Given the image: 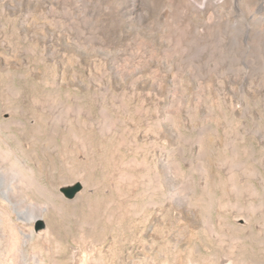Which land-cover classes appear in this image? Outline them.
<instances>
[{
	"label": "rangeland",
	"instance_id": "obj_1",
	"mask_svg": "<svg viewBox=\"0 0 264 264\" xmlns=\"http://www.w3.org/2000/svg\"><path fill=\"white\" fill-rule=\"evenodd\" d=\"M263 5L260 7L264 8ZM0 14V137L7 139V144L14 152V157L35 169L41 184L53 187L52 192L57 196L56 198L51 196L39 199L27 198L25 205H21L23 210L30 208L38 215L43 209H47L44 222L38 219L29 222L26 217L16 216L2 203L0 198V264H21L18 250L30 258L31 255H39L47 251L51 253L56 249L61 252L63 261L73 254L78 264L84 257H88L90 261L101 259L103 264H113V262L116 264L120 259L110 256L112 250L115 252L139 251L138 240L142 238L146 240V229H148L143 223L144 218L152 213L156 217L166 215V213L170 215L166 222L172 229L162 234L161 239L164 237L162 240L167 239L174 244L173 242L183 239L185 233L183 229L191 227L184 216L185 206L162 202L158 191L151 193L152 195L145 192L147 191L144 188L146 166H154L156 171L163 170L167 175L169 173L172 177H170L172 182L169 192L176 200H185V192L187 193L188 189L194 185L193 181L185 183V170L188 169L192 170L194 181H199L201 186L208 188L205 197L199 196L203 197L202 200L199 198L203 202H207L210 196L215 202L219 201L223 204L227 201L230 203L237 201L243 208L251 202L257 203L259 199H264L262 192L257 197H251L241 190L245 186L250 188L253 185L258 188V179H253L249 175L257 169L264 179V167L261 168L252 161L256 158L259 162L261 160V164L264 163V150H260L251 139L255 136V132L264 134V117L260 118L264 109L261 105L235 106L227 98L228 104L225 102L222 105L217 98L216 91L208 88L209 84L196 86L189 81L185 83V78H182L183 81L180 79L179 85L174 86L165 80V76H160V78L157 76V79L150 84L153 88L139 89L135 93L122 84V76L116 77L115 75L108 76L111 82L115 81L111 85L112 88L63 85L55 89L48 84L51 80L50 73L46 74L45 78L49 80L44 79L43 85L39 82L38 74L40 68L43 69L44 66L37 55L27 57L24 54L25 43L18 36L20 22L18 17H10L4 10L0 11ZM74 68V73L67 74L64 80L68 81L78 76L77 79L81 77L80 80L83 83H88L86 81L87 72L83 69V65ZM26 71L27 73H24ZM78 71L81 72L78 73ZM96 77L97 79L102 78L101 73L96 71L93 78ZM95 88L98 90L96 91ZM208 89L211 91L207 92ZM149 90L155 91L151 93ZM142 92L146 93V96ZM194 94L196 97H192ZM185 95L190 97H185ZM201 95L203 98H200ZM67 98L68 101L64 103ZM157 99L164 100L157 102ZM12 119L18 120L22 125L17 128L12 125L6 127L5 125L12 122ZM51 134H54L53 139L55 138L56 141V152L44 148ZM242 136L244 142L239 138ZM233 139L237 142L238 149L251 147L253 159L243 156V153L232 156L228 149ZM197 171L200 174H197ZM76 182L82 185V190L77 196L83 197L79 201L77 196L72 200L64 199L59 189ZM232 184L236 189L238 188L235 193L230 191ZM158 185L161 189L165 187L162 181H159ZM196 192L199 194V189ZM149 202L155 204L154 208H148ZM218 208L216 206L208 210L209 212L205 211L212 214L214 221L220 217L230 225L242 224V220L235 219V215L246 216L247 213V210H239L236 214H232L227 208L221 212L220 208V214ZM225 211L227 213H224ZM174 219L177 220L174 221ZM39 223H42L43 227H40ZM47 229L52 230L53 239L45 241L40 246L22 244L17 239V236H22L23 233H43ZM178 229L180 231L182 229V232L178 233ZM183 242L181 241L178 246L182 254L185 252ZM97 251L105 255L98 258L101 255L99 256ZM184 259L185 253L183 254Z\"/></svg>",
	"mask_w": 264,
	"mask_h": 264
},
{
	"label": "bare ground",
	"instance_id": "obj_2",
	"mask_svg": "<svg viewBox=\"0 0 264 264\" xmlns=\"http://www.w3.org/2000/svg\"><path fill=\"white\" fill-rule=\"evenodd\" d=\"M262 4H264V0H0V11H6L12 18L18 17L20 22L18 25L19 35H17L25 43L24 54L27 57L37 55L41 58V63L44 66L43 69L40 68L39 74L37 73L39 82L43 85L44 79L49 80L45 78L46 74L50 73L51 80L48 84L55 89L63 85L109 88L115 81L111 82L108 76L115 75L116 77L122 76V84L129 88V91L135 93L139 89L151 87L150 84L157 79V76L159 78L165 76V80L174 86L180 82V79L185 78V83L189 81L196 86L209 84L208 88L216 91L217 98L222 105L225 104L227 98L235 106L258 104L264 109V8L260 7ZM81 65L87 72L86 81L88 83H83L80 80L81 77L77 79L78 76L70 78L68 81L64 80L67 74L74 73V67ZM11 67L13 66L11 65ZM79 69L81 68L79 67ZM96 71L101 73L102 78H93ZM65 81L67 82L65 83ZM182 89L185 90V88ZM186 89L188 90V88ZM171 90L173 91V89ZM85 91L87 92L86 89ZM154 91L152 90V92ZM171 92L169 93L171 94ZM162 93L159 94L162 95ZM177 95H179L178 91ZM188 96L185 95V97ZM202 96L199 97L203 98ZM68 98L64 103L68 101ZM173 102L175 103L174 99ZM54 103L52 104L57 105ZM194 103L198 104L196 101ZM52 104L51 106H53ZM262 117H264V110L260 114V118ZM10 125L17 128L22 124L18 120H13L5 126ZM254 135L251 138L252 142L256 143L260 150H264V134L255 132ZM53 136L54 134L50 135L49 141L44 146L51 152L56 149V141ZM239 138L244 142L243 136ZM7 142L6 138L0 137V198L2 203L10 208L13 214L18 217H26L29 222L37 219L44 222L47 209H43L42 213L38 215L34 213L33 209L23 210L21 205H25L27 198L39 199L47 196L56 198L57 196L52 192L53 187L41 184L36 170L14 157V152L9 149ZM230 143L228 150L232 156L243 153V156L253 159L251 147L238 149L235 139ZM252 161L253 164H258L261 168L264 167L262 165L264 163H260L261 160L259 162L255 158ZM146 167V185L143 184L147 189L145 192L151 194L158 191L161 194L162 202L185 206L184 216L191 227L183 229L185 230L183 239H176L177 241L172 244L167 239L162 240L164 237L161 239L164 232L168 233L169 229H172L166 222L170 216L169 213L156 217L152 212L150 215L147 210L150 216L142 217L144 225L148 227L146 240L142 238L143 235L142 239H137L140 245L139 251L115 252L112 250L110 256L120 259L116 264H264V199H259L257 203L251 202L243 208L237 201L234 203L227 201L223 204L219 201L215 202L210 196H208L207 202H203L201 201L203 197L199 196L207 195L208 188L204 185L201 186L199 181H194L193 172L188 169L185 170V183L193 181L194 185L188 189L187 193L185 192V200L177 199V201L169 192L172 182L169 173L167 175L163 170H158V172L154 166ZM257 171L258 169L252 174H248L253 179H258L260 191L255 185H249L250 188L245 186L241 189L251 197H257L260 192L264 193V179ZM197 174L200 172L197 171ZM159 181H162L165 190L159 187ZM231 187V193L237 192L238 188L236 189L233 184ZM197 189H199V194L196 192ZM82 197L81 195L77 196V200L79 201ZM154 206L153 202L148 203V208H154ZM216 206L219 207L217 209L219 213L220 208L221 212L227 208L228 212L232 214H236L239 210H247L246 216L235 215V219H241L243 223L230 225L225 219L218 216L214 221L212 214L205 210H211ZM226 211L224 213H227ZM159 221L163 223L160 224ZM177 232H182V229ZM51 238L52 230L50 229L43 233L29 232L17 236L22 244L39 246ZM181 241H184L185 244L184 260V253L182 254L181 248H178ZM56 250L51 253L47 251V253L31 255L30 258L18 250V256L21 264L77 263L73 254H70L68 258L65 257V261H63L61 252ZM97 254L101 255L98 258L105 255L100 251H97ZM79 264H103V262L101 259L90 261L88 257H84Z\"/></svg>",
	"mask_w": 264,
	"mask_h": 264
},
{
	"label": "water",
	"instance_id": "obj_3",
	"mask_svg": "<svg viewBox=\"0 0 264 264\" xmlns=\"http://www.w3.org/2000/svg\"><path fill=\"white\" fill-rule=\"evenodd\" d=\"M82 190V185L79 182H76L72 185L63 186L59 189L60 194L63 196L66 200H72L74 199L77 194ZM40 227H43L42 223H39ZM39 229V227H38ZM36 229V230H38Z\"/></svg>",
	"mask_w": 264,
	"mask_h": 264
}]
</instances>
